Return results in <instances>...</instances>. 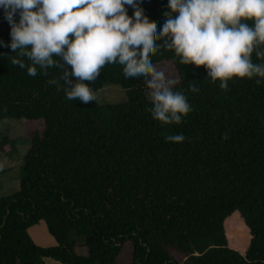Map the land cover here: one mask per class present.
Segmentation results:
<instances>
[{"label": "trees", "instance_id": "trees-1", "mask_svg": "<svg viewBox=\"0 0 264 264\" xmlns=\"http://www.w3.org/2000/svg\"><path fill=\"white\" fill-rule=\"evenodd\" d=\"M166 5L142 4L158 30ZM9 31L0 9V40ZM13 56L0 47V120L21 122L28 150L19 189L0 197V264H264V83L233 77L225 91L162 46L151 63L193 110L162 126L147 111L152 89L106 64L86 83L119 85L127 99L108 106L103 128L96 101L65 99L62 69L29 76L31 62ZM252 61L264 62L255 51ZM40 224L53 243L34 240Z\"/></svg>", "mask_w": 264, "mask_h": 264}, {"label": "clouds", "instance_id": "clouds-1", "mask_svg": "<svg viewBox=\"0 0 264 264\" xmlns=\"http://www.w3.org/2000/svg\"><path fill=\"white\" fill-rule=\"evenodd\" d=\"M146 0H0L10 25V40H0L16 56L13 65L35 76L62 69L65 99L95 101L86 82L94 81L106 64L121 66L125 78L143 80L149 93L151 117L161 125H179L193 109L178 83L157 71L150 58L163 46L182 65H203L212 83L228 90V81L255 78L264 83V0H167L159 30L143 14ZM132 9L131 16L128 8ZM251 21V24L248 23ZM58 58V59H54ZM56 84L58 80L48 81ZM189 90L199 89L190 85ZM183 134L164 136L180 143Z\"/></svg>", "mask_w": 264, "mask_h": 264}, {"label": "rangeland", "instance_id": "rangeland-1", "mask_svg": "<svg viewBox=\"0 0 264 264\" xmlns=\"http://www.w3.org/2000/svg\"><path fill=\"white\" fill-rule=\"evenodd\" d=\"M94 94L97 98L95 101L100 108L99 123L101 127L105 128L113 121L108 106L125 102L127 96L119 85L111 83L104 85ZM4 138L10 140L12 144L5 153L0 155V197L13 194L19 189L24 156L28 150L25 129L19 120L11 118L0 120V141ZM39 227L42 230V237L37 241L42 245H47L49 239H47L46 228L44 224H40Z\"/></svg>", "mask_w": 264, "mask_h": 264}, {"label": "crops", "instance_id": "crops-1", "mask_svg": "<svg viewBox=\"0 0 264 264\" xmlns=\"http://www.w3.org/2000/svg\"><path fill=\"white\" fill-rule=\"evenodd\" d=\"M31 234H32L34 240L37 241V240L41 239V237H42V230H40V229L38 230V229L34 228L31 232ZM47 239H49L47 244H51L54 241L52 237H48ZM47 264H62V263H60L58 261H54V260H47Z\"/></svg>", "mask_w": 264, "mask_h": 264}]
</instances>
